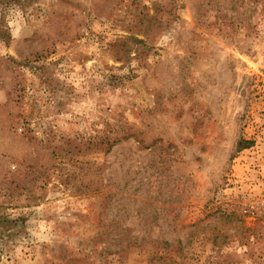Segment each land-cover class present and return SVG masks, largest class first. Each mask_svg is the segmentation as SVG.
Here are the masks:
<instances>
[{"label": "rangeland", "instance_id": "1", "mask_svg": "<svg viewBox=\"0 0 264 264\" xmlns=\"http://www.w3.org/2000/svg\"><path fill=\"white\" fill-rule=\"evenodd\" d=\"M0 264H264V0H0Z\"/></svg>", "mask_w": 264, "mask_h": 264}, {"label": "trees", "instance_id": "2", "mask_svg": "<svg viewBox=\"0 0 264 264\" xmlns=\"http://www.w3.org/2000/svg\"><path fill=\"white\" fill-rule=\"evenodd\" d=\"M249 144H247L246 142H240L239 143V148H247V146H248Z\"/></svg>", "mask_w": 264, "mask_h": 264}]
</instances>
